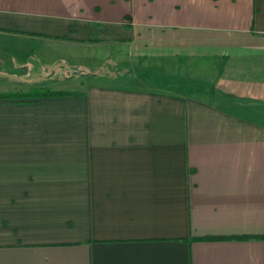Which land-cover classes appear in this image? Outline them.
<instances>
[{
  "label": "crops",
  "instance_id": "0c3cea01",
  "mask_svg": "<svg viewBox=\"0 0 264 264\" xmlns=\"http://www.w3.org/2000/svg\"><path fill=\"white\" fill-rule=\"evenodd\" d=\"M0 56L99 70L0 98V264H264V0H0Z\"/></svg>",
  "mask_w": 264,
  "mask_h": 264
},
{
  "label": "trees",
  "instance_id": "16d2710c",
  "mask_svg": "<svg viewBox=\"0 0 264 264\" xmlns=\"http://www.w3.org/2000/svg\"><path fill=\"white\" fill-rule=\"evenodd\" d=\"M62 67L64 68L62 75H49L47 78L34 82L31 84H25L17 82V84H21V86H25L24 89H14V90H8L4 92H0V98H6V99H34L41 96H52V95H67V94H79L81 92L75 91V92H69L64 90H53L50 88V84L58 81L59 79H74V78H88L93 77L99 73V70L94 68H85L80 65L76 64H62ZM17 73H24L26 72V66L25 65H19L17 66ZM0 80H6L5 78L0 77ZM25 84V85H23Z\"/></svg>",
  "mask_w": 264,
  "mask_h": 264
},
{
  "label": "rangeland",
  "instance_id": "374dc122",
  "mask_svg": "<svg viewBox=\"0 0 264 264\" xmlns=\"http://www.w3.org/2000/svg\"><path fill=\"white\" fill-rule=\"evenodd\" d=\"M59 64L61 63H58V65ZM18 65L21 64L13 63L0 56V77L3 76V78L6 79L5 81L0 80V92L7 89H24L25 86H21L22 83L31 84V81L43 80L49 76L52 70H54V73H60L62 71L61 67H58L53 63H50V65L46 68H44L45 66H41V64H35L34 67L31 66L26 73L24 72V74L15 72L17 71ZM17 82H20L21 84H17ZM71 84L72 83L64 87H69Z\"/></svg>",
  "mask_w": 264,
  "mask_h": 264
}]
</instances>
